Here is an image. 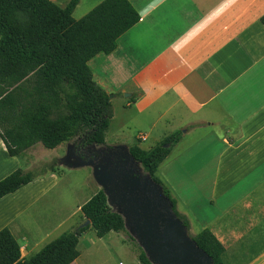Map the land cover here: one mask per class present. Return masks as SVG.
I'll list each match as a JSON object with an SVG mask.
<instances>
[{
	"label": "crops",
	"instance_id": "crops-1",
	"mask_svg": "<svg viewBox=\"0 0 264 264\" xmlns=\"http://www.w3.org/2000/svg\"><path fill=\"white\" fill-rule=\"evenodd\" d=\"M102 1L80 0L73 17L83 18ZM129 1L140 22L118 39L115 51L88 63L95 82L113 96L114 116L100 147L111 146V136L114 146L149 151L184 130L157 178L189 230L195 223L224 245L225 264H264V0ZM62 145L48 150L38 143L13 157L0 136V181L62 157L46 162L38 156ZM29 155L38 158L25 165ZM61 179L49 173L0 199V231L10 228L24 259L65 228L67 216L49 223L44 206L37 208L54 201ZM97 250L115 251L105 243ZM123 251L132 257L129 264H141L134 249Z\"/></svg>",
	"mask_w": 264,
	"mask_h": 264
},
{
	"label": "trees",
	"instance_id": "trees-1",
	"mask_svg": "<svg viewBox=\"0 0 264 264\" xmlns=\"http://www.w3.org/2000/svg\"><path fill=\"white\" fill-rule=\"evenodd\" d=\"M79 2L69 0L61 7L51 0H0V136L10 156H22L38 143L53 150L78 139L79 151L106 145L113 103L95 82L88 63L100 53L115 51L118 39L140 22L141 15L129 0H103L76 20L73 12ZM181 138L178 131L149 151L135 145L130 152L145 173L162 185L156 176L158 168ZM40 169H18L2 179L0 199L55 173L51 164ZM163 189L189 229L176 200ZM81 212L89 226L63 233L29 259L22 258L10 228H3L0 264H74L80 256V238L90 228L97 239L127 232L124 218L109 205L102 189ZM192 238L214 264H225V247L209 229ZM138 257L141 264H152L141 248Z\"/></svg>",
	"mask_w": 264,
	"mask_h": 264
},
{
	"label": "water",
	"instance_id": "water-1",
	"mask_svg": "<svg viewBox=\"0 0 264 264\" xmlns=\"http://www.w3.org/2000/svg\"><path fill=\"white\" fill-rule=\"evenodd\" d=\"M93 149L99 156L87 159L79 155V149L70 146L62 164L66 163L68 168H93L94 178L109 205L124 218L126 230L152 264H214L212 257L190 236L163 186L144 174L128 146ZM89 225L87 220L82 227Z\"/></svg>",
	"mask_w": 264,
	"mask_h": 264
},
{
	"label": "rangeland",
	"instance_id": "rangeland-1",
	"mask_svg": "<svg viewBox=\"0 0 264 264\" xmlns=\"http://www.w3.org/2000/svg\"><path fill=\"white\" fill-rule=\"evenodd\" d=\"M60 3L61 4L59 6L61 7L67 6V0H61ZM82 11H84V6L77 11L76 16H80ZM179 131H181L183 135L184 130H179ZM107 140L109 145L111 146L106 147L105 150L112 149L113 148L112 146H114L116 140L111 138V136H109ZM77 143H78V139H73L67 143H64L60 149H57L56 152L47 150L46 151L47 153L38 154V156L44 158L46 162L52 160L54 154L62 156V157H56L55 160L49 162V164H51V166L55 168L56 175L62 177L60 181L61 183L57 185L55 189V193L52 195L54 201L51 199L49 205L47 206L46 204L48 202L43 201L37 207L39 209L42 206H44L42 209V213L45 214V218L47 222L49 221V223L57 224L58 219L67 216V221L64 224L65 228L61 230H54L50 238L51 240L56 239L64 232L74 231L76 228L79 227L80 224L86 222L82 213H79L77 211V207H79V205L82 204L84 205L88 200L92 198V196L96 192L99 191V189H101V187H99V184L96 182L94 178L92 167L70 169L68 167L66 168L65 166L67 165L66 163H63L64 165L62 164V159L66 156L68 152V148L70 146H74L77 149ZM99 147L91 146L90 148L94 151L93 148H96L98 150ZM83 151L84 150L78 151L79 155H81ZM38 156L36 158H38ZM36 158L29 155L24 159V164L26 165L31 160H35ZM207 158H208V154L206 153H204L203 156L201 157L202 160H205ZM46 164L45 163L41 164L37 169H33L32 171H36V170L38 171V169H40L42 166ZM41 170L42 169H40V171ZM31 230L32 232L36 230L35 225H33ZM199 231L200 230L198 226L195 223H193L191 230H189V234L191 237H194L199 233ZM94 234L95 233L93 228H90L80 238L78 249L82 254V256L79 260V264H120L121 262L124 264H129L132 257L128 256L127 253L123 251V246H129L130 248H132V250L134 249L135 252H137V254L140 252L141 247L139 246L137 241L130 235L128 231L120 232V233L113 232L107 235L103 239L102 238L97 239ZM118 236H119V240H118ZM101 243L102 244L105 243L108 245L112 244L115 251L112 253V252H106L105 250L103 251L97 250L98 245Z\"/></svg>",
	"mask_w": 264,
	"mask_h": 264
},
{
	"label": "flooded vegetation",
	"instance_id": "flooded-vegetation-1",
	"mask_svg": "<svg viewBox=\"0 0 264 264\" xmlns=\"http://www.w3.org/2000/svg\"><path fill=\"white\" fill-rule=\"evenodd\" d=\"M84 151L81 153L82 157H86L87 159L95 158L99 156V153L92 149H83Z\"/></svg>",
	"mask_w": 264,
	"mask_h": 264
},
{
	"label": "built area",
	"instance_id": "built-area-1",
	"mask_svg": "<svg viewBox=\"0 0 264 264\" xmlns=\"http://www.w3.org/2000/svg\"><path fill=\"white\" fill-rule=\"evenodd\" d=\"M145 140V138H143Z\"/></svg>",
	"mask_w": 264,
	"mask_h": 264
}]
</instances>
